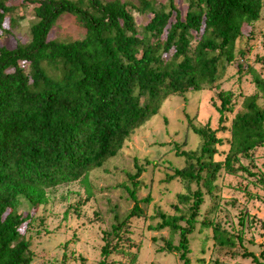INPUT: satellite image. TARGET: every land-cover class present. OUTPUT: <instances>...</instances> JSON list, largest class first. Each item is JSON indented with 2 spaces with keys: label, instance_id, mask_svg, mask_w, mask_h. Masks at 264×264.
Wrapping results in <instances>:
<instances>
[{
  "label": "trees",
  "instance_id": "trees-1",
  "mask_svg": "<svg viewBox=\"0 0 264 264\" xmlns=\"http://www.w3.org/2000/svg\"><path fill=\"white\" fill-rule=\"evenodd\" d=\"M156 1L136 0L134 6L121 0H21L34 4L29 39L12 48L0 46V264L31 262L29 242L19 228L46 202L48 189L102 166L165 98L213 89L219 69L235 52L242 53L235 47L242 24L264 14L263 0H185L183 12L173 0H166V11L155 8ZM13 7L10 0H0V29ZM130 8L145 16L140 30ZM63 13L83 27L81 38H48ZM252 82L255 91L242 97L228 125L223 122L231 109L229 90L216 92L215 128L194 126L187 119L199 143L193 150L176 151L183 166L173 167L167 177L184 183L186 192L176 198L189 203L185 209L173 204L178 214L157 212L159 221L149 228L177 233V243L165 240L161 250L178 253L182 264H189V234L203 199L201 187L209 192L222 167L233 173L239 156L264 147V81L254 76ZM222 145L225 150L218 149ZM220 153L222 160L213 158ZM134 168V174H127L132 205L125 218L114 214L110 230L102 232L96 264H110L112 253L124 251L129 218L142 215L140 204L151 200L148 195L136 198L143 168L136 163ZM21 199L28 212H19ZM198 223V229L209 225L204 218ZM212 238L220 245L234 243L218 225L212 227ZM242 255L264 264V242L263 261L249 251Z\"/></svg>",
  "mask_w": 264,
  "mask_h": 264
},
{
  "label": "rangeland",
  "instance_id": "rangeland-1",
  "mask_svg": "<svg viewBox=\"0 0 264 264\" xmlns=\"http://www.w3.org/2000/svg\"><path fill=\"white\" fill-rule=\"evenodd\" d=\"M136 5V0H121ZM10 0L14 5L3 18L0 29V46L14 47L29 39V26L35 21L34 4ZM183 12L185 0H173ZM264 2V0H263ZM128 4V5H129ZM155 8L167 10L166 0H157ZM136 28L140 30L145 16L130 8ZM242 38L236 42L234 59L219 69V78L211 90L186 92L183 97L165 98L156 114L136 127L123 142L116 155L102 166L91 169L78 180L56 185L46 191L47 200L37 207L28 224L19 230L29 242L32 260L29 264H96L103 244L102 232L109 231L114 222L125 218L132 201L128 190L132 188L127 174H134V163L143 169L137 179L136 198L149 196L147 204H140L142 215L130 217V234L123 252L112 253L110 264H182L178 253L161 250L165 240L176 244L178 235L167 228L158 231L150 226L159 221L157 212L178 214L173 204L185 209L189 203H179L177 193H185L184 183L178 178H168L172 168L183 166L176 151L193 150L199 139L187 125L205 123L217 126L218 105L216 92H231V109L224 113L223 124L241 109L242 97L255 91L252 78L264 81V14L250 24H242ZM250 32V36L246 34ZM84 29L69 13L61 14L51 26L48 38L60 40L79 39ZM239 67V71H237ZM258 103L261 98H258ZM217 136L226 133L217 132ZM225 150L226 146L218 147ZM214 159L222 160L223 153ZM235 172L219 170L214 186L209 192L201 187L202 202L198 207L195 227L189 234L187 254L189 264H257L244 257L243 251L252 252L258 261L264 242V147H257L247 157L235 161ZM191 189L195 188L190 184ZM19 212L29 211L21 199ZM206 219L209 225L199 227L198 221ZM183 225V221H179ZM218 225L233 236V245H220L212 238V227ZM239 236L238 242L235 236ZM113 242V240H112Z\"/></svg>",
  "mask_w": 264,
  "mask_h": 264
}]
</instances>
